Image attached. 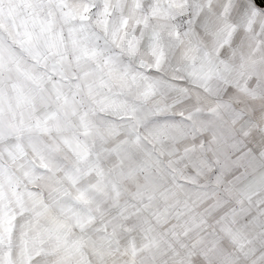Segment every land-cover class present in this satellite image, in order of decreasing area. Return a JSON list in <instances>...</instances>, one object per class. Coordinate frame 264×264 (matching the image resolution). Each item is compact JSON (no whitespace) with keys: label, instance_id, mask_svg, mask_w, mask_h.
I'll return each mask as SVG.
<instances>
[{"label":"snow or ice","instance_id":"1","mask_svg":"<svg viewBox=\"0 0 264 264\" xmlns=\"http://www.w3.org/2000/svg\"><path fill=\"white\" fill-rule=\"evenodd\" d=\"M0 264H264V6L0 0Z\"/></svg>","mask_w":264,"mask_h":264},{"label":"trees","instance_id":"2","mask_svg":"<svg viewBox=\"0 0 264 264\" xmlns=\"http://www.w3.org/2000/svg\"><path fill=\"white\" fill-rule=\"evenodd\" d=\"M257 3L261 6H264V0H257Z\"/></svg>","mask_w":264,"mask_h":264}]
</instances>
